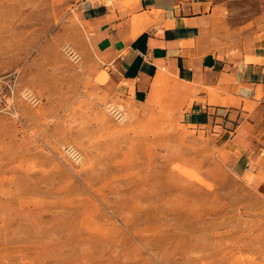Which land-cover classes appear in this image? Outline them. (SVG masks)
I'll use <instances>...</instances> for the list:
<instances>
[{"label":"rangeland","instance_id":"374dc122","mask_svg":"<svg viewBox=\"0 0 264 264\" xmlns=\"http://www.w3.org/2000/svg\"><path fill=\"white\" fill-rule=\"evenodd\" d=\"M75 7L0 0V264H264L252 173L174 102L112 93Z\"/></svg>","mask_w":264,"mask_h":264},{"label":"crops","instance_id":"0c3cea01","mask_svg":"<svg viewBox=\"0 0 264 264\" xmlns=\"http://www.w3.org/2000/svg\"><path fill=\"white\" fill-rule=\"evenodd\" d=\"M106 87L183 108L264 195V0H69Z\"/></svg>","mask_w":264,"mask_h":264},{"label":"built area","instance_id":"2783aa9c","mask_svg":"<svg viewBox=\"0 0 264 264\" xmlns=\"http://www.w3.org/2000/svg\"><path fill=\"white\" fill-rule=\"evenodd\" d=\"M87 1H97V0H87ZM66 50L74 62H77L79 60V55L73 48L66 47ZM34 101L36 100L34 99ZM110 111L115 116L116 119L121 118V114L118 109L111 108ZM61 150L69 159H71L74 162H77L81 159V155L79 151L71 145L62 146Z\"/></svg>","mask_w":264,"mask_h":264}]
</instances>
